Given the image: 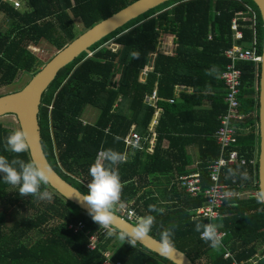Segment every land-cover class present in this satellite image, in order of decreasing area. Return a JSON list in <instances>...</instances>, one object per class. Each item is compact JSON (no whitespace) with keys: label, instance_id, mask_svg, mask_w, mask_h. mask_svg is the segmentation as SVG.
Masks as SVG:
<instances>
[{"label":"trees","instance_id":"obj_1","mask_svg":"<svg viewBox=\"0 0 264 264\" xmlns=\"http://www.w3.org/2000/svg\"><path fill=\"white\" fill-rule=\"evenodd\" d=\"M21 1L24 8L19 10L14 3L0 0V14L9 20L8 27L0 29V87L13 83L20 73H28L31 77L39 69V60L29 45L43 39L60 49L78 35L74 31L75 19L81 20L86 30L135 0ZM238 13H242V18L237 20L241 36L235 39L230 20ZM161 33L175 35L173 55L157 51ZM252 33L256 52L261 53V20L249 0H168L130 20L96 42L90 48L92 55L83 52L58 70L41 95L37 117L40 144L47 162L62 180L79 192L87 193L91 180L89 168L99 150L113 148L123 152L122 138L132 123L142 136L148 135L147 127L155 108L144 102V97L154 88L159 97L156 105L163 108L156 128L157 142L166 137L171 128L188 132V124L203 122L205 126L194 128V132L199 137L204 135L199 142L205 145V158L209 162L216 159L219 145L212 135L220 124L219 116L227 108L223 100L225 85L220 78L228 61L223 50L233 43L247 46ZM109 40L121 48L113 51L106 44ZM134 51L139 52L138 58H132ZM154 52L153 69L145 81H140L139 73ZM213 66L218 68V74H206ZM236 66L241 70L237 94L239 106L236 108L240 118L233 121L239 130L230 149H235L245 163L224 167L220 183L232 194L249 191L253 195L238 197L233 194L231 200H225L221 210L223 216L214 221L222 222L219 231L225 232L220 248H211L195 230L191 215L203 206V197L190 198L173 186L177 204L164 205L152 191L139 193V185L146 182L147 176H166L171 171L170 167L178 157L177 149L182 155L186 153L189 139L167 136L170 139L168 146H175L168 152H163L158 144L152 153L135 148L127 162L119 165L124 184L121 204L130 203L129 208L139 217L149 214L150 204L163 208V214L150 213L156 217L150 234L160 239L161 226L178 225L175 245L194 263L206 258L207 264H228L231 258L223 256L226 246L244 264H264V212L257 211L264 205L255 199L258 192L257 79L260 65L251 60H237ZM177 83L190 84L194 91L190 94L182 92L181 98L176 99L174 88ZM168 98L173 102H167ZM206 104L210 106H204ZM89 107L98 111L92 122L84 120L85 113L87 116L94 113L86 110ZM167 114L181 117L177 127L166 120ZM178 122H182L183 130L178 128ZM12 130L0 123V154L10 159L13 154L5 151V140ZM20 158L30 159L28 153L21 154ZM249 160L253 162L249 163ZM237 166L241 170L247 169L251 179L241 180L239 176L235 180L226 179L228 169ZM201 177L206 188L209 182L205 169L201 171ZM46 187L53 196L42 206L36 197H21L4 182L3 173H0V264H106L103 251L107 249L111 250L109 264L115 261L120 264H176L138 241L133 247L120 240L118 234L108 236L90 215L48 185ZM196 219L208 223L204 218ZM53 220L58 222L50 224ZM77 223L83 227L73 232ZM92 234L97 235L94 248L89 246ZM257 251L260 255L255 256Z\"/></svg>","mask_w":264,"mask_h":264},{"label":"clouds","instance_id":"obj_2","mask_svg":"<svg viewBox=\"0 0 264 264\" xmlns=\"http://www.w3.org/2000/svg\"><path fill=\"white\" fill-rule=\"evenodd\" d=\"M175 36V35H174ZM261 54V53H260ZM132 58H138L139 52H132ZM152 55V54H151ZM218 68L213 66L207 70L206 74H218ZM139 147V145H136ZM31 149L29 135L23 128L13 129L6 137L5 151L13 154L8 156L0 154V173H3V180L18 191L21 197L33 196L40 200H51L53 194L47 190L49 184V172L44 166L33 160L20 158L21 154L29 153ZM127 162V155L124 152L113 148L103 149L90 165L89 175L91 180L87 185L88 191L81 200L88 206V214L100 228L106 230L108 236L119 235V239L127 241L135 247L137 241L149 235L156 224V217L150 213L163 214L164 209L158 208L154 204L149 205V214L137 219L135 225L131 227H121L116 224V210L121 204V195L124 184L121 181L119 165ZM239 176L241 180L251 179L247 169L241 170L229 168L226 179ZM43 187V190H42ZM231 192L225 193V199L231 200ZM255 199L258 204L264 205V188H261ZM257 211L264 212V208ZM222 220V218H221ZM195 230L200 233V238L209 244L213 249H218L222 245V234L219 229L223 227L222 222L202 223L194 218ZM162 227L160 231L159 253L165 258H171L175 252V232L178 225L171 224Z\"/></svg>","mask_w":264,"mask_h":264},{"label":"water","instance_id":"obj_3","mask_svg":"<svg viewBox=\"0 0 264 264\" xmlns=\"http://www.w3.org/2000/svg\"><path fill=\"white\" fill-rule=\"evenodd\" d=\"M168 0H135L110 16L96 22L92 27L78 34L74 39L58 49L39 69L33 73L24 87L19 91L0 96V117L13 115L18 127L23 128L29 135L31 149L30 160L38 162L41 166L50 169L48 186L66 201L72 203L79 210L88 214V206L82 202L84 195L69 183L62 180L47 162L40 144L38 109L40 98L53 80L58 70L64 65L73 61L83 52L92 55L90 49L96 42L106 37L116 29L120 28L130 20L137 18L155 6ZM255 6L261 20L262 43L260 69H258L257 79V191L264 188V0H249ZM89 215V214H88ZM116 224L121 227H131L135 225L134 220H128L126 215L116 213ZM147 249L159 253L160 239L149 234L138 241ZM176 264H195L191 258L179 247L175 245V252L171 258Z\"/></svg>","mask_w":264,"mask_h":264},{"label":"built area","instance_id":"obj_4","mask_svg":"<svg viewBox=\"0 0 264 264\" xmlns=\"http://www.w3.org/2000/svg\"><path fill=\"white\" fill-rule=\"evenodd\" d=\"M14 6H19V2L15 1ZM240 18H242V13L236 14V16L230 20V29L233 31L234 38H240L241 36L240 30L237 29V20ZM242 20H244V18ZM250 27H252V25ZM223 55L228 58L224 70L220 73V78L224 81L225 85L224 102L227 103V108L226 111L221 114L220 125L214 133V136L221 147V152L220 156L208 165L209 177L212 184L208 189L202 190L199 173H193L190 174V176H184L179 179V185L184 188L187 193L192 196L203 194L206 198L205 206L196 211V218H216L221 216L218 209L225 203L227 186L219 182L220 170L227 165L245 163V159L238 155L235 150L230 149L229 151H226V149L235 142L237 135V128L232 125V121L240 118V115L236 112V108L239 106L237 94L241 70L236 66V61L251 60L256 64L260 61V53L256 52L255 37L253 33L247 46L241 47L237 44H232L229 48L223 50ZM145 98L147 99L148 104L155 105L156 101L159 99L156 89H154L151 94L145 96ZM167 101L173 102V99L170 98L167 99ZM146 139L147 137L142 136L140 133L132 129L124 138V142L127 147H136V145H139L138 148H140ZM248 162L252 163L253 160H249ZM125 208L126 209L122 211L121 215H126L128 220L137 221L139 217L134 209L129 208L128 206ZM68 227H72V225H68ZM82 227L83 225L81 223H77L73 226V232H76ZM221 234L223 235L224 233ZM89 237V246L94 248L97 243V235L92 234ZM106 253L107 252L104 251L106 257L104 263L109 264L110 255L108 256ZM223 256L231 258L228 264H244V261L236 259L234 253L230 250H225ZM111 264H120V262L115 261Z\"/></svg>","mask_w":264,"mask_h":264},{"label":"crops","instance_id":"obj_5","mask_svg":"<svg viewBox=\"0 0 264 264\" xmlns=\"http://www.w3.org/2000/svg\"><path fill=\"white\" fill-rule=\"evenodd\" d=\"M160 35L161 36L163 35L168 40H171L170 38H168V36H170V34L161 33ZM172 36H174V35L172 34ZM172 36H171V38H172L171 45H170V47H167L166 50H158V43H157V51L158 52H160L162 54H165V55H173L174 54V51H175V48H176V41H175L176 38H175V36L174 37H172ZM208 38H210V36ZM233 38H234V36H233ZM158 42H159V37H158ZM155 56H156V52H155L154 56H152L150 58V61L148 62V64L151 65V69H149L148 72L153 69ZM147 65H145L144 68ZM144 68L141 71H143ZM141 71L139 73L138 79L140 81H145V79H146V77L148 75V72L147 71H145V72L143 71L144 73L141 74ZM143 74H145V76H143ZM118 76H119V74L116 76V79H117ZM223 83H224V81H223ZM154 89H156V88H154ZM193 91H194V89H193V87H191L190 84L177 83V84H175V88H174V98L180 99L181 98L180 95H181L182 92H184L185 94H190ZM224 94H225V92H224ZM145 96H147V95H145ZM168 99H170V98H168ZM144 102H146L148 104V101H147V99L145 97H144ZM170 103H172V102H170ZM116 105L117 104H115V106ZM152 106H154L155 109H154L153 116H152V118H151V120L149 122V125L147 127L148 135L145 136V137H147V139L143 142L142 147H140V148H138V147H127L126 144H125V142H124V138L126 137V135L132 129L134 131H137V129H136L137 127H136V124L135 123H132L129 131L122 138V140L124 142V151L123 152L126 153L127 158L130 156V154L132 153V150L135 149V148L136 149H140L142 152L144 151V152H147V153H152L155 145H157V144L159 145L160 149L163 152H168V150H170L171 148H173L175 146L174 145L168 146V145H170V139H168L167 136H172L174 138L178 137V138L189 139L190 142H189V144L185 148L186 153H184L183 155L177 149L178 157L175 160L176 162H174L171 165V167L168 166V167H170L171 171L168 172V173H166V176H161V174H158V176H147L146 182H142L139 185V186H141L140 190L147 191L146 190V187H149V185H151V186L154 185L155 188L154 189H150V191H152L155 194L156 197H159L160 198V200H161L160 202H162V204H164V205H174V204H177V199H176V197H174V193H173V186H175L179 191H181V192L183 191L190 198H197L198 196L203 197L204 200H205L203 206H205V204H206V198H205V196L203 194H199L198 196H192L189 193H187L184 190V188H182L179 185V179L181 177L190 176V174H193V173H199V176H200V179H201V188H202V190L208 189V187L212 184V182L210 180V177H209V167H208V165L212 161H214L215 159H213V160H211L209 162V160L205 158V155L207 154V153H205V145H203V144H201L199 142L201 140V138L204 137V135H200V137H199V135L194 132V128H197L198 126L199 127H201V126L203 127V126H205V124H203V122H197V123L188 124L187 125L188 126V130H187L188 132H182V133L181 132L174 131L175 128H171L170 129L171 130L170 132H166V137H163L162 139H160V141L157 142L158 133L156 131V128L158 126L159 119H160V117L163 114V108L160 107V106H157L156 103H155V105H152ZM204 106H210V105L209 104H206ZM220 116H219V119H220ZM165 117H166V120L167 121H172L173 124H176V125H174V127H177V120H181V117L179 118V116L176 115V114H174V115L167 114V115H165ZM84 120L87 121V122L94 121V120H89L87 118V114L86 113L84 115ZM235 120H237V119H235ZM178 125H179L178 128H180L181 130H183L184 126H183L182 122H178ZM232 125L235 128H237V126L234 124L233 121H232ZM238 130L239 129L237 128V135H238ZM214 133H213L212 136L214 137V139L217 142V139L215 138ZM217 144L219 145L218 142H217ZM228 148L230 150V147H228ZM233 150H235V149H233ZM100 152H101V150L98 151L97 156H98V154ZM220 152H221V147L219 145V155H218V157L220 156ZM179 154L182 156L181 158H179ZM97 156H96V158H97ZM165 157H167V156L165 155ZM161 167H164V166H161ZM203 169H205L206 172H207V180L209 182V184H208V186H206V188L203 187V179L201 177V171ZM222 169L220 170V173H219V182H220V179H221ZM179 171H182V172H179ZM159 193H161V194L159 195ZM238 194H234V195L238 196ZM203 206H201V207H203ZM201 207H199V208H197V209L194 210V213L191 215V218H196V211L198 209H200ZM222 208H223V206L218 209V212L221 214V216H218V217H222L223 216V214L221 212ZM137 216L139 217L138 214H137ZM218 217H216V218H204V219H206L208 222H214ZM220 233H224L223 235H225V232L224 231H220ZM224 248H225V250H230L226 246ZM202 259H197L196 260L197 263L201 262ZM204 259H205V264H207L206 258H204Z\"/></svg>","mask_w":264,"mask_h":264},{"label":"rangeland","instance_id":"obj_6","mask_svg":"<svg viewBox=\"0 0 264 264\" xmlns=\"http://www.w3.org/2000/svg\"><path fill=\"white\" fill-rule=\"evenodd\" d=\"M8 1L11 2L12 4L15 3V1H18L19 2V6H17L18 9L22 10L24 8V3L21 0H8ZM8 23H9L8 18L6 16L0 14V29H6L8 27ZM74 24H75L74 31L76 32V34H81L82 31L85 30L81 20L75 19ZM167 34H170V33H167ZM171 36H172V34H170V36H168V38H170L172 40ZM172 37H174V36H172ZM171 40H168L166 37H164L163 35L161 36L159 34L158 50H166L167 47H170ZM106 44L113 51H116L119 48H121L119 46V44H117L113 40L107 41ZM28 48L38 58V60H39L38 61V66L39 67L46 60H48L58 50L55 46H53L52 44L48 43L47 41H45L43 39L39 40V42L37 44H35V45H29ZM154 54H155V52L152 54V56H154ZM149 69H151V65L148 64L144 68L143 71L144 72L145 71L148 72ZM143 71H141V74L144 73ZM143 76H145V74H143ZM29 79H30V74H28V73H20L18 75V77L13 81V83H11L9 85H4V87H0V96L19 91L20 89H22L24 87V85L26 84V82ZM86 110H91L92 112H94L92 116H90V115L87 116V118L89 120H94L95 118H97V116H98V111L97 110H95L92 107L86 108ZM0 123H2L4 127L9 128V129L19 128L18 127V122H17L16 118L13 115H5V116L0 117ZM154 188H155L154 185H152V186L149 185V187H146V190L150 191V189H154ZM143 191L144 190H139V193L141 194ZM251 195H253V192L241 191V192H239L238 197H248V196H251ZM46 200H40L39 199V201L37 203H42L41 205L43 206V204H45ZM129 204L130 203H128V204H125V203L120 204L117 207L116 211H119L120 213H122V211H124L126 209L125 207H127V205H129ZM55 222H58V221L57 220L56 221L53 220V222H51L50 224H53ZM32 238L34 239L35 237L32 236ZM111 242H113V239L111 240ZM258 248H260V247H258ZM104 251H103V253H104ZM105 252H107L106 254L108 256L111 255V250L107 249ZM257 254L260 255V252L257 251V253H255V256H257ZM195 264H205V259L203 258L201 260V262H199V263H197V261H195Z\"/></svg>","mask_w":264,"mask_h":264}]
</instances>
